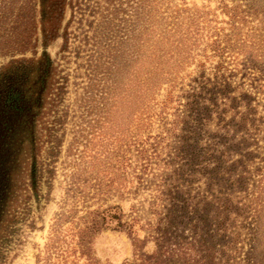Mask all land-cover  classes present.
<instances>
[{"label":"trees","instance_id":"1","mask_svg":"<svg viewBox=\"0 0 264 264\" xmlns=\"http://www.w3.org/2000/svg\"><path fill=\"white\" fill-rule=\"evenodd\" d=\"M66 1L0 0V11L11 25L4 30V36L18 37L12 46L23 48L31 43L23 37H29L31 26L38 24L44 49L47 41L65 37V31L59 35L58 27ZM202 1L212 2L225 17L224 29H214V35L203 44L201 24L208 14L195 4L188 8L186 0H129L127 14L122 12L126 25L122 40L115 45L112 39L95 37L94 46L97 49L105 46L106 51L103 54L97 51L99 55L91 65L92 84L85 92L90 98L87 106L90 112L97 109L94 114L102 117V124L108 119L111 126L113 114L118 117L115 129L122 156L119 162L112 156L113 162L120 166L118 177L107 169L97 170L91 186L95 192L105 194L112 189L129 193L131 188L135 194L147 193L146 210L140 220L136 212L125 216L116 207H85L82 217L69 222L74 225L61 229L62 233L67 232L65 235L55 233V237L69 236L70 242L64 247H47L45 260L54 255L47 264H98L92 257L90 240L101 229L122 232L129 240L131 258L120 264H218L217 256L224 246L218 245L216 237L207 230L208 224L212 226L209 219L212 217H205L203 209L190 202L186 188L200 178L218 183L230 173L225 156L236 154L243 146V137L231 138V113L237 119L236 127L251 122L252 129L257 121L256 107L250 103L264 102V85L258 83L264 64V0ZM105 3L107 8L118 9L121 0ZM23 6L27 7L26 13L19 8ZM107 14L111 22L112 16ZM5 41L1 42V49ZM231 53L243 57V61L233 65L225 61ZM213 57L216 62L205 66ZM191 64L195 75L185 80L183 71ZM232 71L257 75L255 79L253 76L245 79L246 84H238V87L245 85L247 92L231 96ZM54 73L45 51L37 59L10 61L8 67L0 69V214L9 179L15 168L19 169L17 158L23 150L28 155V187L32 190L36 186L37 139L42 131H48L42 138L50 137L52 131L51 122H41L39 116L45 110L49 112L47 107L54 101L51 93ZM157 95L162 96L160 101ZM91 103L98 108L90 107ZM240 107L244 111H239ZM152 114L161 126L162 135H145L143 139L142 133L148 129ZM170 115L172 119L168 121ZM213 116L221 123L214 132L218 137L207 131ZM44 142L46 151L53 153L54 145ZM131 151L132 166L131 161L126 163ZM134 165L136 172L132 171L134 182H131L127 169L133 170ZM88 170L90 178L95 169ZM79 175L84 180L80 169L71 174V180ZM70 186L80 193L84 182L67 184ZM217 201L215 211L225 218L228 206L223 199ZM218 226L220 238L223 230ZM148 244L152 245L150 252L144 251Z\"/></svg>","mask_w":264,"mask_h":264},{"label":"rangeland","instance_id":"2","mask_svg":"<svg viewBox=\"0 0 264 264\" xmlns=\"http://www.w3.org/2000/svg\"><path fill=\"white\" fill-rule=\"evenodd\" d=\"M106 1L108 0H67L58 27L59 35L65 31V37L47 41L44 49L40 43L38 24L31 26V31L27 33L29 37H23L26 38L25 41L28 39L31 42L30 45L23 48L13 47L18 37L4 36V30L11 25L5 19L3 11H0V36L2 35L0 69L8 67L10 61L37 59L41 52L45 51L55 72L51 92L55 96L54 101L47 107L50 111L45 110L42 116H39L41 122H51L49 129L52 131L49 132L51 136H47L48 138H42L48 131L39 132L41 136L37 139L35 151L39 171L36 186L32 190L28 187V155L23 150L17 158L19 169L15 168L13 172L15 174L8 182L10 184L8 191L4 193L0 214V264H47L53 261L54 255L49 261L45 260V249L69 244V236L55 237V233L60 234L61 229H68L69 225H74L69 222L82 217L85 207H116V210L125 216H131L136 212L140 220L144 217L147 193L135 194L131 188L129 193L125 190L112 189L105 194L95 192L91 186L92 178L99 173L97 170L107 169L113 177H118L120 166L113 161L114 158L118 159V162L121 161L119 158L122 156L120 137H117L115 129L119 125L118 117L113 114L111 126L107 123L108 119L102 124V117L94 114L98 106L91 103L89 106L95 110L90 112L87 106L90 98L85 96V92L92 84L89 78L93 60L106 51L105 46L101 49L94 46L95 37L103 36V40L106 41L112 39L117 45L126 33L122 12L127 14L129 0H121L118 9L107 8ZM193 4L208 14L201 24L203 42L200 43L203 44L207 37L214 35L212 34L214 29H224L222 23L225 17L212 2L186 0L188 8H193ZM19 8H22L23 13L27 12L26 6ZM106 10L112 16L111 22ZM234 36L233 34L232 37L235 38ZM4 41L6 43L1 49V42ZM97 51L99 54H96ZM229 58L224 60L231 61V65L243 61V57L234 56L232 53ZM216 59L209 58L205 66L213 65ZM114 61L117 62V57ZM231 74V96L247 92L248 88L245 85L238 87V84H246L248 81L245 79L252 76L255 79L257 76L250 72L240 75L232 71ZM194 75L195 67L192 64L182 74L185 80ZM259 78L258 83L264 85V64L263 75ZM156 99L160 101L162 96L157 95ZM250 104L256 107L254 119H257L252 129L251 122L236 127L234 122L237 119L234 120L231 113V138L234 135L243 137V146L238 148L236 154L231 152L229 156H225L230 172L228 176H223L221 179L224 180L218 183L200 178L191 187L186 188L190 202L202 208L205 217H212L209 218L212 219V226L208 224L209 220L205 219L208 224L207 230L216 237L218 245L224 246V251L217 256L218 264H264V102L256 101L255 104ZM239 109L244 111L241 107ZM172 112L173 109L168 110L169 114ZM171 119L170 115L168 121ZM219 124L221 123L213 116L207 131L218 137L214 132H217ZM160 132L161 126L152 114L150 125L142 133L144 136L142 138L144 139L145 135L161 136ZM44 140L54 145L53 153L46 151L47 145ZM132 153L134 152L127 154L126 161V163L131 161V166L134 160ZM6 159L8 157H5ZM79 169L83 172L85 181L81 175L71 180V174ZM88 169H95L90 178ZM132 171L136 172L135 165L133 170L127 169L128 179L134 182L131 178ZM77 182L78 184L84 182V189H80V193L78 189L67 187V184L76 185ZM218 199H223L228 206L225 218L219 217L218 211H215L219 204ZM60 214L64 216L59 217ZM217 223L223 230L220 238L218 237L220 226ZM62 232L61 235L67 233ZM90 249L92 257L98 264H120L129 260L132 253L129 240L124 233L109 229H101L92 237ZM151 250V244L144 247L146 252Z\"/></svg>","mask_w":264,"mask_h":264}]
</instances>
